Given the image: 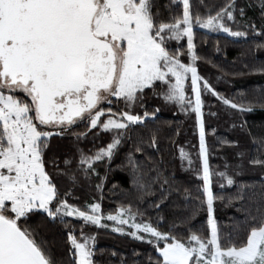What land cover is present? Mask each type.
I'll list each match as a JSON object with an SVG mask.
<instances>
[{
	"label": "snow or ice",
	"instance_id": "obj_1",
	"mask_svg": "<svg viewBox=\"0 0 264 264\" xmlns=\"http://www.w3.org/2000/svg\"><path fill=\"white\" fill-rule=\"evenodd\" d=\"M257 4L259 26L245 19V8L239 7L237 0H225L215 14L205 16L193 14L190 0H170L163 6L159 0H0V264H63L38 231L40 225L33 223L38 215L65 227L67 217L108 227L101 222L105 218L99 203L87 205L90 211L69 203L71 192H61L46 167L45 155L53 136L63 137L69 132L77 139L86 136V132L72 131L78 122L86 121L89 131L98 127L103 131L120 130L106 148L94 155L79 150V171L85 177L95 173L96 162L105 157L111 160L123 130L144 124L160 111L145 110L143 115L128 110L114 112L102 107L103 103L111 104L115 97L131 109L146 97V90L165 103L176 104L186 114H195L202 192L193 196L184 189L185 198L198 200L199 204H194L191 213L179 224L173 222L167 231H160L150 222H137V213L130 207L106 217L117 225L112 231L154 245L158 255L154 261L149 257L150 264H264V203L257 207L258 215L250 216L252 223L245 219L244 235L222 240L214 217V201L219 197L214 194L212 177L218 175L229 186L234 181L225 172L213 173L210 168L202 99L207 92L244 114L253 112L256 104L264 108V93L255 102H236L218 93L198 74L196 62L200 57L194 43L197 26L237 39L251 34L264 40V0H257ZM257 4L246 7L255 8ZM172 5H182V13L162 19L161 7L171 11ZM185 38L186 53L182 45L170 47L172 41L179 44ZM256 46L264 48V42ZM181 55H187L191 62L185 63ZM256 70L264 74V65ZM189 80L194 100L187 95ZM104 116L106 120H101ZM245 123L240 125L242 129ZM248 135L258 146L257 152H264V134L253 135L249 130ZM149 147L159 151L155 133ZM136 151L142 149L137 147ZM180 158L189 166L193 163L183 148ZM51 162L59 175L76 182V175L68 167L71 160L64 161V171L54 159ZM249 162L264 170L261 156ZM129 163L138 189L143 195H153L151 184L142 182L144 173L131 159ZM155 179L170 188L173 183L159 173ZM201 210L207 212L206 235L191 226ZM124 225L133 231L125 233ZM182 229L186 230L183 234ZM67 240L71 256L68 264H94L95 237L85 235L83 225L79 239L75 230L69 229Z\"/></svg>",
	"mask_w": 264,
	"mask_h": 264
},
{
	"label": "trees",
	"instance_id": "obj_2",
	"mask_svg": "<svg viewBox=\"0 0 264 264\" xmlns=\"http://www.w3.org/2000/svg\"><path fill=\"white\" fill-rule=\"evenodd\" d=\"M159 3L163 6L169 4L170 0H159ZM224 3L225 0H190L193 14L199 13L201 16L209 12L215 14ZM249 3L257 4V0H237L239 7L245 8V19L259 26V6L246 7ZM161 13L162 19L167 20L171 14H181L182 5H172L171 11L161 7ZM236 18L237 21L241 20L238 12ZM228 23L236 28V24ZM194 32L195 51L200 57L196 62L198 74L218 93L229 99L236 102L257 101L264 93V74L256 70L264 65V48H257L256 45L264 40L251 34L246 39H237L222 32L200 29L198 26L194 28ZM181 45L182 51L186 53V38L179 44L176 41L170 43L173 49ZM181 59L185 63L191 62L187 55H181ZM186 88L187 95L193 99L190 80ZM146 92V97L131 109H126L124 101L115 97L111 98V104L103 103L102 107L111 108L114 112L128 110L133 114L143 115L145 110L151 113L159 108L160 111L155 118L149 117L144 124L130 125L127 130H123L118 137L121 143L113 150L111 160L105 157L96 162L95 173L85 177L83 171H79V150H83L85 155H94L99 149L106 148L120 130L103 131L98 127L89 131L86 121L78 122L72 129L77 133L86 132V136L77 139L69 132L63 137L53 136L50 139L45 155L48 161L46 167L61 192H71L68 196L69 203L82 210H88L87 205L99 203L100 214L106 217L115 215L122 207H130L137 213V222H150L160 231H167L173 222L179 224L183 217L188 216L194 204H199L198 200L186 199L184 194L185 188L193 196L202 192L203 182L198 175H202V162L198 156L199 132L194 113L189 111L186 114L176 104L165 103L150 90ZM202 99L210 168L213 173L225 172L234 181L229 186L218 175L214 174L212 177L214 194L219 197L214 201V217L222 240L226 242L230 237L235 239L244 235L247 230L245 219L249 218V223H252L250 216L258 215L256 209L264 203V170L249 162L250 158L257 155L264 158V152H257L258 146L252 143L248 135L249 130L253 135L264 134V108L256 104L253 112L240 114L207 92H204ZM101 120H106V116L101 117ZM244 122L246 123L242 129L240 125ZM153 133L157 136L159 151L149 147ZM137 147L142 151H136ZM181 148L193 161L191 166L187 160H181ZM53 159L60 171L66 168L65 160L72 161L68 167L76 175L75 183L67 176L58 174L51 162ZM129 159L144 173L142 182L151 184L153 195H143L133 182L134 171ZM157 173L173 182L171 188L155 179ZM156 203L160 205L158 208L155 207ZM65 219L67 227L58 222L54 224L47 219L42 220L39 215L33 218V223L40 225L38 231L63 264H68L71 259L67 233L69 229H74L79 239L81 225L85 235L95 237L94 264H150L149 257L154 261L158 255L154 245L112 231L109 221L102 222L108 227H98L85 224L74 217ZM191 226L202 234L208 233L206 210L199 212ZM184 231L186 230L182 229L181 234ZM127 232L129 229L126 228L125 233Z\"/></svg>",
	"mask_w": 264,
	"mask_h": 264
},
{
	"label": "rangeland",
	"instance_id": "obj_3",
	"mask_svg": "<svg viewBox=\"0 0 264 264\" xmlns=\"http://www.w3.org/2000/svg\"><path fill=\"white\" fill-rule=\"evenodd\" d=\"M200 29H201V28H200ZM204 30H206V29H204ZM222 33H223V32H222ZM225 34H226V33H225ZM193 100H194V94H193ZM105 102H107V101H105ZM105 102H104V103H105ZM197 128H198V127H197ZM198 132H199V130H198ZM201 162H202V161H201ZM88 211H90V208H88ZM116 214H118V212H117ZM116 214H115V215H116ZM106 217H107V216H106ZM106 217H104L105 219H103L101 222H103L104 220H105V221H109V220L106 219ZM109 222L111 223V228H112L113 226H117V225H115V222H113V221H109ZM102 224H103V223H102ZM123 227H124V229H125V232H126V228L129 229V231H133V229H130L127 225H124ZM140 234H141V235H144L143 233H140Z\"/></svg>",
	"mask_w": 264,
	"mask_h": 264
}]
</instances>
